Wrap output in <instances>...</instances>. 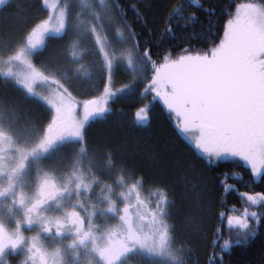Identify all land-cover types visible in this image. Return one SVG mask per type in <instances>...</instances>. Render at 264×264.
<instances>
[{
	"label": "trees",
	"instance_id": "1",
	"mask_svg": "<svg viewBox=\"0 0 264 264\" xmlns=\"http://www.w3.org/2000/svg\"><path fill=\"white\" fill-rule=\"evenodd\" d=\"M107 1L106 16H112L130 37L128 52L135 69L124 64L114 66V94L108 110L84 125L80 139L58 141L51 150L52 154L38 157V167L40 162L44 172L55 175L73 163L71 175L77 179L84 176V182L88 184L84 188L77 184V179L72 180L65 195L59 199H67L68 204L72 196L71 203L81 207L80 215H86L85 226L102 223L100 228L106 231H111V225H117L116 215L103 212L109 203L105 202L106 195L110 199L116 198L127 184L134 185L139 195L158 203L161 209L169 238L167 255L159 263L212 264L219 255V247L213 249L209 246L217 226L215 213L233 207L238 212L242 211L244 204L238 193L264 192V182L246 186L249 184L247 170L242 164L230 161L222 162L221 167L214 171L210 170L205 165L208 159L203 155L204 159L198 158L201 154L180 134L171 113L159 100H153L151 92L143 94L145 86L155 75L144 58V48L148 44L154 45L160 35L164 4L168 0ZM61 2L69 6L73 1ZM245 2L248 0H235V3ZM208 3L215 5L219 12L231 0H208ZM132 6L139 10L143 25L136 22L135 14L130 11ZM47 14L42 0H7L0 7V58L17 53L25 44L29 31ZM133 29L139 34L142 45L139 49L134 46ZM94 38L93 31L76 35L70 27L60 36H47L43 46L33 53L30 65L54 80L77 102L93 101L103 93L108 75L106 60ZM192 43L196 47L205 46L199 40ZM168 47L167 42L160 48L153 46L152 60L159 63ZM172 50L175 55L178 48L173 47ZM22 93V88L0 75V116L12 132L21 135L20 143L25 139L22 132L28 128L41 130L47 120L42 107ZM145 105H149L150 119L139 123L135 113ZM220 172L243 175L241 181H228L235 185L237 192L220 193L215 180ZM221 195L226 201L224 206L218 203ZM224 222L226 224V218ZM262 251L264 237L258 238L247 251L234 249L231 255L224 256V260L227 264H259ZM19 256L18 252L11 253L8 264L27 263Z\"/></svg>",
	"mask_w": 264,
	"mask_h": 264
},
{
	"label": "rangeland",
	"instance_id": "2",
	"mask_svg": "<svg viewBox=\"0 0 264 264\" xmlns=\"http://www.w3.org/2000/svg\"><path fill=\"white\" fill-rule=\"evenodd\" d=\"M42 2L47 16L33 26L17 53L0 58V75L22 88V94L39 104L47 117L41 130L22 132L25 139L20 143L21 135L12 132L0 116V264H8L9 255L16 252L27 261L25 264H160L167 255L169 237L158 203L127 184L116 198L105 197L109 203L103 212L116 215L117 225H111V231L100 228L102 223L88 227L86 215H80L81 207L71 203L72 196L68 204L67 199H59L77 179L70 172L73 163L55 175L44 172L40 162L38 167V157L52 154L58 141L80 139L84 125L108 110L114 94V66L124 64L135 69L128 52L130 37L112 16H106L107 0H71L69 6L61 0ZM69 27L76 35L93 31L106 60V86L90 102H77L30 65L33 53L47 36H60ZM180 134L194 147L198 137L195 130L187 134L188 138ZM202 143L199 153L208 160L231 158L230 152L222 150L224 146ZM84 179H77V184L85 188L88 183Z\"/></svg>",
	"mask_w": 264,
	"mask_h": 264
},
{
	"label": "snow or ice",
	"instance_id": "3",
	"mask_svg": "<svg viewBox=\"0 0 264 264\" xmlns=\"http://www.w3.org/2000/svg\"><path fill=\"white\" fill-rule=\"evenodd\" d=\"M130 11L143 25L139 10L132 6ZM159 31L154 45L144 48V58L156 75L143 94L150 91L153 100L162 101L187 138L193 130L198 133L195 150L199 152L205 142L222 145L223 151L232 154L215 162L205 160L210 170L230 161L247 170L246 186L264 182V0H231L219 12L208 0H168ZM132 34L139 49V34L134 29ZM196 40L205 46L196 47L192 43ZM166 42L169 47L160 62L153 61V46L160 48ZM173 47L178 48L175 55ZM135 115L148 121L149 105L139 108ZM198 158L204 159L202 155ZM243 179L241 173L220 172L215 176L220 193L237 192L228 181ZM238 196L244 204L242 211L233 207L215 213L217 226L209 246L219 247V255L212 264H227L225 255L234 249L247 251L264 237V192ZM218 203L225 205L222 195ZM259 264H264V251Z\"/></svg>",
	"mask_w": 264,
	"mask_h": 264
},
{
	"label": "bare ground",
	"instance_id": "4",
	"mask_svg": "<svg viewBox=\"0 0 264 264\" xmlns=\"http://www.w3.org/2000/svg\"><path fill=\"white\" fill-rule=\"evenodd\" d=\"M37 63V62H36ZM149 72V71H148ZM71 145V144H70ZM119 173V172H118ZM139 188V187H138Z\"/></svg>",
	"mask_w": 264,
	"mask_h": 264
}]
</instances>
